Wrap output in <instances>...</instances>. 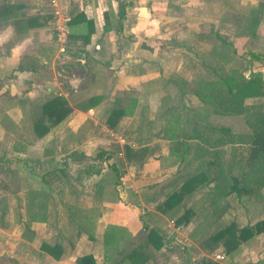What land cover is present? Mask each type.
Masks as SVG:
<instances>
[{"label": "crops", "instance_id": "obj_1", "mask_svg": "<svg viewBox=\"0 0 264 264\" xmlns=\"http://www.w3.org/2000/svg\"><path fill=\"white\" fill-rule=\"evenodd\" d=\"M14 1L24 4L19 10L23 17L39 15L38 21H46L17 37L12 24L0 26V264H73L86 253L93 254L96 264H128L118 260L121 246H112L114 242L104 246V233L110 225L118 227L113 240L123 234L129 242L145 231L144 226L160 229L159 216L168 224L174 220L157 209L153 210L159 215L155 218L134 220L129 209L136 205L127 198L145 186L149 193L137 199V205L146 206L155 201L153 193L160 189L157 176L164 177L162 183L169 192L173 186L168 182L202 170L201 160L191 163L190 156L182 160V152L175 148L179 139L175 129L180 122L171 114L186 115L180 108L186 111L182 100L188 93L171 82L172 77H184L176 73L180 70L175 62L179 66L192 59L201 62L205 56L197 49L207 45L235 51L237 57L248 56L242 46H235L251 39L249 32L247 36L240 33L235 41L233 34L227 37L226 33L243 32L245 15L260 0H62L69 18L83 12L94 23L90 42L78 48L77 41L63 54L49 49L57 42L48 1L10 0ZM119 5L124 7L121 16ZM255 35L258 43L254 47L263 50V63V23ZM52 95L63 96L72 110L46 134L33 138L26 111ZM117 108L124 112L114 127L108 126L107 114ZM127 146L126 155L122 148ZM102 149L115 154L104 161L95 159ZM119 158L125 170L115 186V196L96 198V184L108 171L106 164ZM99 164L104 167L101 174L84 176L87 167ZM54 170L66 177L61 190H65L66 202L54 192V185L63 182L48 175ZM81 177L79 183L76 178ZM32 192L38 210L41 194H48L43 217H31ZM229 204L224 215L233 209L234 204ZM92 206L100 209L93 241L84 232L78 234L70 218L73 209ZM124 213L129 215L119 221ZM162 233L163 245L159 249L149 246L150 257L144 264H173L162 258L169 235L163 237ZM43 242L60 243L63 256L55 259L41 248ZM249 248L242 245L228 263L264 264V250L253 260L247 258ZM185 264L190 263L186 260Z\"/></svg>", "mask_w": 264, "mask_h": 264}, {"label": "trees", "instance_id": "obj_2", "mask_svg": "<svg viewBox=\"0 0 264 264\" xmlns=\"http://www.w3.org/2000/svg\"><path fill=\"white\" fill-rule=\"evenodd\" d=\"M23 3L10 0H3L0 3V26L12 24L17 36L26 33L29 27L43 26L39 15L23 17L20 9ZM120 7V16L123 6ZM252 11L245 15L242 35L248 32L256 34L258 26L264 24V0H260L257 5L251 7ZM108 20V13H104ZM49 18H52L50 13ZM107 23V22H106ZM81 24V27L78 26ZM68 35L67 48L80 41V47L90 42V37L94 32L93 20L87 18L83 12L77 13L67 21ZM247 32V33H246ZM247 36V35H246ZM257 38V37H256ZM56 51L58 44L51 43L49 49ZM43 51V47L40 48ZM250 66V75L246 77L234 62L237 59L235 51H228L226 48L213 47L211 49V62L208 65L214 77H198L196 83L190 87L192 93L203 103V107L196 109L192 114L180 115L171 114L175 121L180 122V128L175 131L179 139L175 143L176 150L181 153L182 160L190 156V162L200 161L206 166L204 169L190 174L182 183L176 184L166 197L156 205V209L169 219L174 220L177 226H185L194 215V209L184 210L185 202L190 200L195 191L204 189L212 184L205 193V201L209 208L208 226L214 225L228 210L229 203L226 197L235 194L241 200L243 196L254 195L261 199V189L264 187V104L253 105L245 103L248 99L264 98V78L260 71L255 72V65L262 63L263 50L254 47L247 50ZM205 64V60H201ZM228 64V65H227ZM21 68V66H19ZM254 71V72H253ZM188 85V81L181 79L176 81V86L183 89ZM188 90V89H186ZM189 91V90H188ZM190 92V91H189ZM263 103V102H262ZM259 104V103H257ZM72 107L61 95H52L41 103L31 107L26 111L30 119L29 128L34 134L33 138H38L46 134L52 127L59 124L71 112ZM120 108L113 109L107 114L106 124L114 127L115 122L123 114ZM173 113V112H172ZM242 115L246 118V124L250 131L247 133H237L230 127L221 126L209 121V115ZM114 121V122H112ZM183 124V126H182ZM166 130V129H165ZM236 145L249 146V152L244 161L237 160ZM233 147V148H232ZM229 148V150L227 149ZM130 148L127 146L125 154H129ZM127 152V153H126ZM230 152V154H229ZM233 156L230 157V155ZM114 152L100 150L95 159L101 161L114 156ZM129 157V156H128ZM104 167L90 166L84 170V176L89 174H101ZM106 170L96 184L95 196L102 198L104 194L115 196L116 184L119 182L125 170L123 159L119 158L113 163L106 164ZM60 171L54 170L48 175L61 180L66 178ZM81 183L83 178H76ZM36 194V193H35ZM31 204L33 205L32 218L43 217L46 211L47 193L41 194L38 200V209L34 207V193L31 194ZM38 195V193H37ZM100 209L97 206L90 208L77 207L72 210L70 218L73 222L74 230L86 233L90 240H95L94 229ZM118 227L110 225L104 233L103 243L107 247L112 243V235ZM144 232L138 238L129 241L126 246L128 250L120 251L118 260L128 264H144L150 257L149 246L159 249L163 245L161 230L157 226H144ZM264 232V217L253 225L237 227L235 221H231L223 228L210 234L203 240L202 246L205 251H212L218 247L223 248V253L227 257L237 254L242 245H249L251 240ZM41 248L59 259L63 256L64 250L60 243L49 244L43 242ZM73 264H96L92 253H86L76 257ZM113 264V263H111ZM193 264H219L218 261L208 257H203Z\"/></svg>", "mask_w": 264, "mask_h": 264}, {"label": "rangeland", "instance_id": "obj_3", "mask_svg": "<svg viewBox=\"0 0 264 264\" xmlns=\"http://www.w3.org/2000/svg\"><path fill=\"white\" fill-rule=\"evenodd\" d=\"M46 8L47 10L49 9V11H51L52 7L47 5ZM249 11L251 12L252 9L250 8ZM233 32H227L226 35L228 34L227 37H231V35L233 34L232 35L234 39L233 41H235L237 40L236 38H238V35L241 32H236L235 34ZM248 35L251 39H248V40L245 39L244 41L242 40V42L240 43L236 42L237 46L235 47L239 48L242 46L245 50H248L249 48L254 47L256 43H258V41L255 39L256 35L251 34V33H248ZM209 46L210 45L202 46L200 47V50L199 48L197 49V51H199L205 56L203 59L205 60V64H202L201 62H199L198 59H192L191 61H187L186 63L182 65L180 64V66H179V63L177 64V62H175L176 67H178V69L180 70V72L177 71L176 73H180V75L181 76L183 75L184 77H180L179 79L176 78V80H175V77H172V79L174 80H172L171 82L174 81L173 83H175V84L173 83L172 84L176 85V81L184 79L185 81H188V85L185 86V88L183 89H188L190 91L189 92L187 90L188 92L186 93L187 95L183 96L182 103L187 107V109L186 111H184L182 108L179 107L182 113L192 114V112H194V108L198 110V108L203 107V103L197 98L196 95H194L191 92L192 89H190V87L196 83L195 81L198 77L208 78V77L215 76L214 74H211L210 69L208 67V65L211 62V57H212L211 50H210L212 47L210 48ZM238 50L241 51L240 49ZM247 59H248V56L244 58L239 56L237 57V59L234 60V62H236V64L239 65L238 67L244 73L246 77L250 75V70H249L250 66H249V63H247ZM254 71L255 72L260 71V73H262V76L264 78V62L261 64L255 65ZM172 84H170L171 88L174 87ZM171 91L174 92V88L173 90L171 89ZM245 103L250 104V105H253L251 103H256V105L264 104V98L252 101L251 103H250V100H246ZM209 121L217 125L230 127L232 131L237 132V133H247L250 131L248 125L246 124L247 120L245 116H242V115L229 116V115H215L213 113H210ZM235 147H237V149H236V155L234 156V158L236 157L237 160L244 161L248 155L249 146L236 145ZM122 149H123L122 151L124 152L125 150L124 147ZM227 149L229 150V148ZM231 156H233V152H232V155H230V157ZM201 166H202V169L205 168L204 165H201ZM189 175L190 174H187L186 176L181 177V179L176 178L175 180L171 182H168L167 180L166 181L169 184L171 183V185L175 188L176 184L178 185V183H182L184 179L188 177ZM163 178L164 177L162 176L156 177L155 181L158 183H161L160 189L158 191H155V193H153V197L156 198L155 201L153 202L150 201V202L145 203L146 206L141 205V203L140 205H137L138 202H140L138 200L140 198H143V194H145L148 191L144 188L145 186H142V188L139 189L138 192H134L135 195L131 194L133 197L129 196L127 198V201H129L128 203H130L131 205L133 204L136 205V207L134 206L129 209L130 216H132L134 220H139L141 222L140 218L142 217L149 216L152 218L154 215L158 214V213L155 214L156 212L153 211L156 209L155 208L156 202L158 201L161 202V200H163L166 197L167 193H169V192H165V190L168 187L164 188L165 186H163L162 182H164L165 180H163ZM58 179H61V178L58 176ZM58 179H55V180H58ZM62 181L63 182H58L57 184L54 185V188H55L54 192L57 194L58 198L61 199L62 202H66L67 196L65 194V190L64 192H61V190H62V187L65 189L67 180L64 178ZM211 186L212 184H210L209 186L205 187L202 190L195 191L193 193L192 198L185 202L184 210L192 207L194 209V215L191 217L188 225L187 226L185 225L186 227H184V229L180 230L181 229L180 226H177V225L171 226L170 223L168 224L167 222H165L166 219L164 217L157 215L160 218H162V220H159V221L162 222V225L160 226V230L163 232L162 233L163 237H164V234L166 235L167 233H169L167 237L168 240L166 242L167 246L165 247L166 251L162 252V255H163L162 258L166 257L169 259V261L172 260L173 264H185L186 260H188L190 264H193L194 261H198L203 257H208L214 260L215 253L223 252V248L220 246L212 251H205L204 247L202 246L203 240L205 238H207L210 234L223 228L225 225H227L231 221H235V223L237 224V227H244V226L253 225L255 222H257L258 220L264 217V187H263L261 189V193H262L261 199H257L254 195L243 196L241 198L242 202L239 201L238 203L240 204H238L235 194H231L230 196H227L228 198H226L225 201L227 203H229V201L232 202L234 204L233 209L230 212H228V214L224 215L221 220L219 219V221H217L214 225H211L207 228L208 223H209L208 217H209L210 212L207 206V202L205 201L204 198H205L206 191ZM148 193L149 192H147V194ZM62 205L64 206V203ZM239 205L240 206L242 205V207L240 208ZM229 208H230V204H229ZM126 215H129V214L124 213L121 216L119 221H122V219H125L127 217ZM119 235L118 234L115 235L117 237H115L116 240H112V243L114 242L112 246H115V245H119V247L121 246L122 248H119L121 249L120 251L128 250L129 246H126L128 242L126 241L124 235L123 234H119ZM250 242L251 243L248 245L250 247L249 248L250 251L247 249V252H248L247 258L253 259V260L259 259L260 250H264V232H261L260 234H258L255 237V239L251 240ZM95 247H96V243H95ZM241 250L242 248L240 249V251ZM235 255L231 257L230 256L226 257L224 260L218 261V263L219 264H229L228 263L229 259H232V257H234Z\"/></svg>", "mask_w": 264, "mask_h": 264}, {"label": "built area", "instance_id": "obj_4", "mask_svg": "<svg viewBox=\"0 0 264 264\" xmlns=\"http://www.w3.org/2000/svg\"><path fill=\"white\" fill-rule=\"evenodd\" d=\"M48 5L51 6V13L53 15L52 19V32L54 35L55 41L58 43V51L63 54L67 51V35H68V26L67 21L69 20V15L67 9H64L62 0H47ZM171 226H175L172 221ZM178 228V227H177ZM215 261H222L227 256L223 252L215 253Z\"/></svg>", "mask_w": 264, "mask_h": 264}]
</instances>
